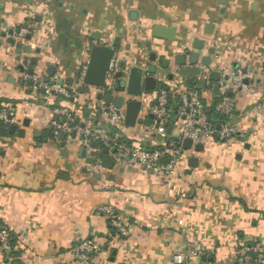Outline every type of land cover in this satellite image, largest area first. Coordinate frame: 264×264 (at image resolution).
Wrapping results in <instances>:
<instances>
[{"label":"crops","instance_id":"0c3cea01","mask_svg":"<svg viewBox=\"0 0 264 264\" xmlns=\"http://www.w3.org/2000/svg\"><path fill=\"white\" fill-rule=\"evenodd\" d=\"M17 30L22 42L9 44V32ZM92 37L131 68L147 67L156 57L155 90L128 96L116 81L111 91L124 99V110L129 101L141 104L136 125L123 133L128 143L158 149L178 139L175 113L165 138H147L157 89L188 88L193 77L178 75V69L200 68L209 49L210 69L220 81L224 73L245 75L227 121L236 126L237 138L207 139L202 151H185L169 180L171 195L162 179L143 168L125 165L89 175L79 139L62 136L64 148H53L44 127L52 113L66 110L80 125L114 135L94 111L100 93L92 87L48 97L31 78L76 82L87 67ZM195 40L204 42L203 51L192 48ZM187 51L198 53L197 64L176 66L188 62ZM25 75L30 79L24 81ZM217 82L203 87L208 109ZM263 102L264 0H0V108L10 111L16 127L13 135L0 134V225L16 235L19 264H77L71 248L88 239L102 246L89 264H170L172 252L189 242L208 263L234 264L233 253L245 241L264 251V109L256 110ZM60 172L68 180H58ZM104 207L113 208L128 234L124 244L111 242V256L103 247L110 235ZM5 261L0 257V264Z\"/></svg>","mask_w":264,"mask_h":264},{"label":"built area","instance_id":"2783aa9c","mask_svg":"<svg viewBox=\"0 0 264 264\" xmlns=\"http://www.w3.org/2000/svg\"><path fill=\"white\" fill-rule=\"evenodd\" d=\"M12 38L22 42L23 36L12 35ZM115 54L107 68L105 76V85L97 91L106 95L111 93L113 86L117 81L115 74L118 71V58ZM189 65V63H188ZM211 65V64H210ZM191 66V65H189ZM191 69V67H185ZM201 74L194 76L191 83L195 87L186 88L175 93L169 92L163 86L157 89L156 102L151 107L152 123L146 127L145 133L148 139L165 138L167 124L175 113L180 122L179 136L176 141L167 142L164 148L143 149L127 143L123 133L129 131L124 123V108L116 109L113 105H105L100 100H94V111L103 118H106L113 131V136L104 135L90 127L80 125L76 119L66 110H58L52 113V118L47 122L44 129L50 133L49 144L53 148L59 149L64 140L79 139L81 152L86 160L85 170L89 175H100L105 169L102 166V149L107 152V156L113 162V167L128 166L131 168H143L150 171L156 177L162 179L168 188V194L171 195L169 180L175 172L178 161L182 154L183 142L189 140L192 147H196L203 140L217 139L224 142L237 138L236 126L227 121L235 111V101L228 93H237L244 86L245 75L242 73H224L223 80H218L219 95L215 96L213 111L221 119L218 125H215L207 114L208 106L205 103L203 87H199L200 82L205 86L210 83L212 73L210 66L201 65ZM86 69L76 80L77 86L81 85L82 77ZM30 79L27 75L23 80ZM36 88L46 96H65L75 95L73 91H68L65 84L58 85L56 79L50 82H44L42 77L31 78ZM217 97V98H216ZM258 108L264 109V102ZM11 114L8 109L0 108V121L3 125L9 126ZM218 127V128H217ZM101 212L108 219V225L115 229V234L108 236L107 248H111L112 241H118L121 244L127 238L126 229L121 225L119 217L112 207H104ZM171 212L169 213V216ZM170 221V217H168ZM16 240L14 231L5 225H0V257L9 258L12 252L11 241ZM17 250V248H15ZM101 244L88 239L76 242L71 248V254L77 264H89L92 259L101 253ZM234 264H264V251L261 246L254 241L242 242L233 253ZM202 253L199 246L195 243H187L183 249L173 251L170 257V264H227V263H208L201 260ZM198 259V260H197Z\"/></svg>","mask_w":264,"mask_h":264},{"label":"water","instance_id":"95a60500","mask_svg":"<svg viewBox=\"0 0 264 264\" xmlns=\"http://www.w3.org/2000/svg\"><path fill=\"white\" fill-rule=\"evenodd\" d=\"M159 32V29H154L153 35L155 38L160 39L161 37L157 35ZM15 35H19L20 31L17 30L14 32ZM13 31L9 32L10 39L8 41L9 44H19L17 40L12 38ZM160 37V38H159ZM94 45L91 46L89 50V57L87 61V67L86 71L82 77L81 85L79 87H75V81L72 79H69L65 82V85L67 87L68 91H73L77 94H83L85 89L89 88H95V89H101L105 85V76L107 72L108 65L112 59V57L115 55L114 50L105 47L103 45L99 44L98 37H92ZM192 48L197 51H203L204 50V42L195 40L193 43ZM26 52H28L27 48H24ZM19 52V51H18ZM214 55V50L209 49L208 50V56L202 57L200 59V63L204 67H209L211 64V59L209 56ZM185 56L188 57V62L186 61V58L182 59L180 62H176V66H182L184 63H189V65L194 66L198 62L199 55L198 53H190L189 51L185 52ZM118 58V56L116 55ZM19 62V59H18ZM32 65L36 64V61L33 59L30 61ZM118 71L115 74V77L117 79V90L119 92H126L128 96L138 97L142 93H147L155 90L157 86V81L155 79L156 76V70H157V63L155 55L150 56V62L151 65H148L147 67L144 66V68L141 67H129V65L123 61L118 60ZM21 68L23 70V66L27 65L26 61L23 63H20ZM164 64L165 67H164ZM169 66V63H162V69H167ZM29 74L33 75V70L29 69ZM177 74L183 77H194L201 74V71L199 69H189L180 67L177 71ZM211 81H218L220 79V75L218 73L212 72L210 75ZM63 80H58V85H63ZM191 83V80H187V85ZM246 84V82H244ZM199 86L205 87L204 82H200ZM211 87V85L209 86ZM218 87H214V92L217 93ZM229 97H232V93H228ZM99 100H104L105 105H113L116 109H121L123 107L124 99L122 97H113L111 93H108L106 95H98ZM140 102L139 101H129L126 104L125 107V117H124V123L128 128H134L137 122V117L140 112ZM12 120V118H10ZM218 128V127H217ZM15 125L11 124L7 130L8 134L13 135L15 132ZM1 134V133H0ZM192 148L191 142L189 140L183 142V149L185 151L190 150ZM196 151H202L203 147L201 145H198L194 148ZM106 153V150H105ZM102 166L105 170H110L113 167V162L110 159H104L102 160ZM96 178L98 175H95Z\"/></svg>","mask_w":264,"mask_h":264},{"label":"trees","instance_id":"16d2710c","mask_svg":"<svg viewBox=\"0 0 264 264\" xmlns=\"http://www.w3.org/2000/svg\"><path fill=\"white\" fill-rule=\"evenodd\" d=\"M78 78V77H77ZM196 85L193 84V83H190L189 85H187V87L191 88V87H195ZM199 86V84H198ZM201 88V86H199ZM164 88V87H163ZM165 89V88H164ZM216 96L219 95V90L217 91V93H215ZM217 98V97H216ZM207 114H208V117L210 118V120L215 124V125H218L219 122L221 121V119L214 113L213 111V107L212 108H209L207 109ZM212 116H215V117H212ZM9 126H6V125H3V123L0 121V133L2 135H6V132L8 130ZM113 135H111L112 137ZM48 138H50V133L48 132ZM128 143V142H127ZM60 148L63 149L64 148V145H60ZM107 155V152L105 153V149L103 148L102 149V154H101V159L104 158V156ZM57 179L60 180H68V177L63 173V172H60L57 176ZM108 231L110 234H115V229L112 228L110 225H108ZM106 241H108V238H105ZM16 241L15 239H12L11 241V247H12V252L10 253V256L9 258H3L5 261V263L7 262L8 260V263L9 264H19V258L22 257V251H20L19 249H15L16 248ZM107 245L104 243L103 247L107 248L106 247ZM115 254V251L111 249L110 251V256L111 255H114Z\"/></svg>","mask_w":264,"mask_h":264},{"label":"rangeland","instance_id":"374dc122","mask_svg":"<svg viewBox=\"0 0 264 264\" xmlns=\"http://www.w3.org/2000/svg\"><path fill=\"white\" fill-rule=\"evenodd\" d=\"M48 135V134H47Z\"/></svg>","mask_w":264,"mask_h":264}]
</instances>
